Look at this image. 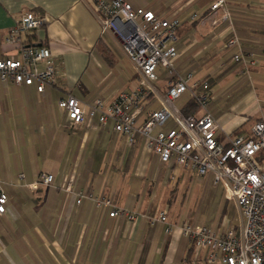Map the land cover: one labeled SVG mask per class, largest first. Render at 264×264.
Masks as SVG:
<instances>
[{"label":"crops","instance_id":"0c3cea01","mask_svg":"<svg viewBox=\"0 0 264 264\" xmlns=\"http://www.w3.org/2000/svg\"><path fill=\"white\" fill-rule=\"evenodd\" d=\"M214 1L128 0L133 8L180 19L175 43L180 74L201 69L204 76L194 79H211V89L225 79L233 81L234 76L251 80L249 88L243 80L238 84L246 89L242 111L253 120L261 118L264 0H224L231 24L211 27L202 19L189 20L193 12H209ZM24 11L42 17V27L30 40L50 49L59 74L57 84L42 94L34 85L0 80V190L7 195L6 211L0 214V255L24 259L25 264H162L170 254L189 264L184 262L188 239L178 232L167 234L164 224L151 225L145 217L165 209L169 221H185L180 213L192 175L164 165L142 138L128 146L111 124L102 127L92 121L70 129L58 107L59 99L68 95L86 104L97 98L110 102L118 93L136 87L135 67L128 76L121 63L126 55L114 36L101 33L91 0H0V58L15 53L4 39ZM234 32L240 49L257 61L248 72L231 59L236 47H227V41ZM157 86L165 88L163 77ZM181 97L183 104L190 98L189 93ZM158 106L153 100L151 108ZM208 110L218 121L217 108L212 105ZM241 115L222 124V136L243 127L237 126ZM40 173L51 174L53 184L29 188ZM70 180L76 192L136 211L137 219L111 217L110 207H97L87 198L77 203V196L65 190Z\"/></svg>","mask_w":264,"mask_h":264},{"label":"built area","instance_id":"2783aa9c","mask_svg":"<svg viewBox=\"0 0 264 264\" xmlns=\"http://www.w3.org/2000/svg\"><path fill=\"white\" fill-rule=\"evenodd\" d=\"M92 9L101 24V33H110L120 44L138 73L136 87L122 91L106 102L97 98L89 104L68 95L58 101L70 129L96 121L99 126L111 124L115 133L128 146L142 138L144 145L167 166L185 169L191 175H211L220 185L227 201L233 202L239 213V229L216 232L206 225L168 220L166 210L146 216L151 224L162 223L165 232H178L187 238L193 248L189 264H264V117L254 121L248 131L221 135L215 115L207 109L209 84L195 80L192 73L176 70L178 52L176 33L181 21L177 17L162 16L152 10L133 8L128 0H91ZM206 21L217 27L231 15L224 0L214 1L209 12H193L190 21ZM43 19L33 12L18 15L5 36V43L15 53L0 58V80L16 85H34L42 94L46 87L55 86L58 67L50 49L44 44H33L30 35L42 27ZM227 47H236L231 59L248 70L256 59L240 49L237 34L227 41ZM160 73L163 75L160 76ZM165 82L161 90L159 81ZM185 93L196 100V114L184 115L176 101ZM153 100L159 106L151 108ZM201 112V114H200ZM19 180L24 178L19 174ZM53 176L40 173L29 188L51 186ZM65 190L94 201L97 207H110L109 216L135 221L138 213L114 206L110 200L83 194L73 189L72 180ZM7 195L0 190V214L6 211Z\"/></svg>","mask_w":264,"mask_h":264},{"label":"rangeland","instance_id":"374dc122","mask_svg":"<svg viewBox=\"0 0 264 264\" xmlns=\"http://www.w3.org/2000/svg\"><path fill=\"white\" fill-rule=\"evenodd\" d=\"M121 60H123L121 63L126 74L129 76L135 69L126 56L125 58L123 57ZM198 70L200 71H193V76L195 79H199L204 76L202 75V70ZM233 79V81H227V79H225L222 82H217L210 90L209 98L206 103L207 109H209V107L213 105V107L217 108V110L219 111L220 117L218 119V124L220 127L230 118L238 119V116L243 113L242 110L246 104L243 101L246 89L242 86L239 87L238 84H242L241 80H243V82H245L244 84H248L247 87L249 88L252 83L251 80H249L248 78H243V76L240 79L234 76ZM239 81L241 82L239 83ZM254 92L258 96H260V91L258 89H254ZM181 98L176 101V104L179 107H181L183 104ZM262 115L264 117V108L262 111ZM241 117L242 121L237 126H243L241 130L244 131V129H248V126L252 123L253 119L245 113H243ZM75 132V130L70 131V133ZM230 132L231 131H229L228 133ZM175 169L179 170V168ZM180 171H182V173H184L185 175H188L187 170L181 168ZM179 191L181 192V190ZM184 192L185 198L182 200V202L184 201V206H182V211L180 213L181 221L185 220L183 222L188 221L192 224L206 225L215 231H218L219 229L223 228L225 230L232 229L235 232L238 231V209L236 208V206H234L233 202H228L227 200H225L222 187L213 183L211 175H192L190 182L187 184V190ZM223 211L224 215L222 216ZM23 260L19 258L9 257L4 254L0 255V264H25V260ZM154 264L158 263L156 262ZM162 264L181 263L180 261L173 259L172 256L168 254L167 257L163 258Z\"/></svg>","mask_w":264,"mask_h":264},{"label":"trees","instance_id":"16d2710c","mask_svg":"<svg viewBox=\"0 0 264 264\" xmlns=\"http://www.w3.org/2000/svg\"><path fill=\"white\" fill-rule=\"evenodd\" d=\"M205 81H207L208 82V84H209V88L211 89V85H212V80L211 79H205ZM199 110V104L196 102V100L195 99H193V98H189L182 106H181V111H182V113L184 114V115H192V114H196L197 113V111ZM259 118H257V119H254L253 121H252V123L254 122V121H256V120H258ZM251 123V124H252ZM250 124V125H251ZM250 127V126H249ZM248 131L249 130V128L248 129H244V131ZM240 131H242L241 130V128H239L236 132H240ZM224 215V211H223V214H222V216ZM192 254H193V248H192V246L190 245V248H189V251H188V253H187V260H189L190 258H191V256H192Z\"/></svg>","mask_w":264,"mask_h":264}]
</instances>
